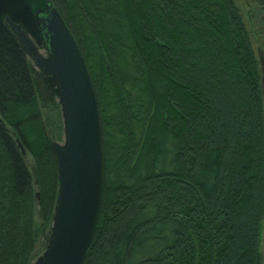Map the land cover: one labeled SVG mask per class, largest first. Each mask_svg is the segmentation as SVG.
I'll use <instances>...</instances> for the list:
<instances>
[{
  "label": "trees",
  "instance_id": "obj_1",
  "mask_svg": "<svg viewBox=\"0 0 264 264\" xmlns=\"http://www.w3.org/2000/svg\"><path fill=\"white\" fill-rule=\"evenodd\" d=\"M49 1L81 50L102 130V200L83 264H260L264 102L235 0ZM10 14L0 8V264H30L58 169L33 66L2 23Z\"/></svg>",
  "mask_w": 264,
  "mask_h": 264
},
{
  "label": "water",
  "instance_id": "obj_2",
  "mask_svg": "<svg viewBox=\"0 0 264 264\" xmlns=\"http://www.w3.org/2000/svg\"><path fill=\"white\" fill-rule=\"evenodd\" d=\"M45 54L22 24L3 18L21 53L52 79L61 108L64 142H51L58 169V193L50 237L34 264H83L101 207L102 130L92 81L65 20L49 1L33 13ZM0 124L3 125L2 121ZM22 154L25 148L18 143Z\"/></svg>",
  "mask_w": 264,
  "mask_h": 264
},
{
  "label": "rangeland",
  "instance_id": "obj_3",
  "mask_svg": "<svg viewBox=\"0 0 264 264\" xmlns=\"http://www.w3.org/2000/svg\"><path fill=\"white\" fill-rule=\"evenodd\" d=\"M39 2L40 0H0V8H2L3 11H9L11 14L13 13V16L11 14L8 16L14 21H23L26 27L25 29L27 30L30 37L33 36L31 38H34L33 40L37 42L38 46L40 45L37 41L38 33L37 30H35L36 28L34 26L32 27L33 24H31V21L34 17V7ZM235 3L238 6L241 15L243 16V20L246 23L251 38V43L257 56L264 102V10L257 4L256 0H235ZM28 21L30 22L28 23ZM39 50L41 53L45 54L43 43L41 44ZM32 66L37 95L42 108L43 121L47 128L46 130L48 134V140L62 144L64 142V131L58 95H56L57 93L52 85L51 78L43 75V73L37 70L33 64ZM24 158L31 169L34 186L35 189H37L36 172L34 171L32 158L28 152H26ZM35 217L39 224L41 222V216L38 206L35 210ZM50 231L51 227L50 229L41 227L37 244L33 252L34 255L30 264H34L37 258L40 257L45 251L50 237ZM260 251V264H264V221Z\"/></svg>",
  "mask_w": 264,
  "mask_h": 264
}]
</instances>
